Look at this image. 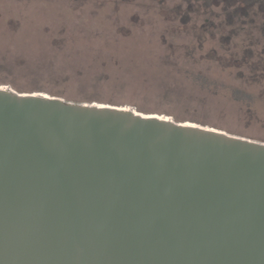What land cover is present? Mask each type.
<instances>
[{
  "label": "water",
  "instance_id": "1",
  "mask_svg": "<svg viewBox=\"0 0 264 264\" xmlns=\"http://www.w3.org/2000/svg\"><path fill=\"white\" fill-rule=\"evenodd\" d=\"M0 264H264V142L0 85Z\"/></svg>",
  "mask_w": 264,
  "mask_h": 264
},
{
  "label": "rangeland",
  "instance_id": "2",
  "mask_svg": "<svg viewBox=\"0 0 264 264\" xmlns=\"http://www.w3.org/2000/svg\"><path fill=\"white\" fill-rule=\"evenodd\" d=\"M0 85L264 142V0H0Z\"/></svg>",
  "mask_w": 264,
  "mask_h": 264
},
{
  "label": "trees",
  "instance_id": "3",
  "mask_svg": "<svg viewBox=\"0 0 264 264\" xmlns=\"http://www.w3.org/2000/svg\"><path fill=\"white\" fill-rule=\"evenodd\" d=\"M220 49L221 50H225V48L222 47V46L220 47ZM183 50H184V48H183ZM184 53H188V50H187V52H186V50H184ZM208 55H211V54H209V53L208 54H206V53L205 54H200L198 58L188 59V60H185L186 62L183 63L185 66H192V65H195V64L198 65L197 71L195 73H193V76H192L194 78V80L204 82V81H208L210 79L209 73H205V71L203 70L205 64H207L206 62H210L211 64L214 63L221 69H225L226 67H231V66L233 67V66L236 65V63H232L233 61H231V60H228V61H225V62L222 63V62H219V58H216L215 56L209 57ZM167 63L169 64V62H167ZM240 63H241V66H244V67H246V65H247L246 60H243ZM163 64L166 65V63H163ZM169 65H173V62H172V64L170 63ZM174 65L177 66V63L175 62ZM262 87H264V85H262ZM13 90L16 91V92H19V93H29V92H23V91H20V90H16V89H13ZM262 90L264 91V89H262ZM50 94L54 95V92H51ZM54 96H60L63 99H65V97H63L62 95H54ZM65 100L66 101H71V99H68V98H66ZM74 100L75 101H71V102L82 103V102H84L85 98L84 99L83 98L82 99H74ZM137 111L142 112L140 110H137ZM173 120L176 121V122H184V121H181V120H179L177 118H175V119L173 118ZM197 124H200V123H197ZM200 125L205 126V124H200ZM227 133L236 135V134L228 132V131H227ZM236 136H240V135H236ZM241 137H243V136H241ZM245 138H248V137H245ZM259 142H263V141H259Z\"/></svg>",
  "mask_w": 264,
  "mask_h": 264
}]
</instances>
